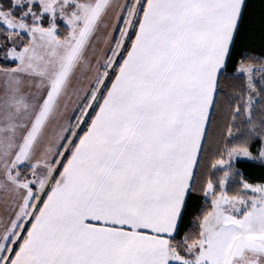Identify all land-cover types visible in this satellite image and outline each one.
<instances>
[{
    "label": "snow or ice",
    "instance_id": "snow-or-ice-1",
    "mask_svg": "<svg viewBox=\"0 0 264 264\" xmlns=\"http://www.w3.org/2000/svg\"><path fill=\"white\" fill-rule=\"evenodd\" d=\"M0 264H264V0H0Z\"/></svg>",
    "mask_w": 264,
    "mask_h": 264
}]
</instances>
